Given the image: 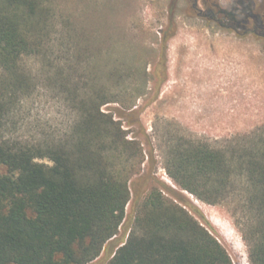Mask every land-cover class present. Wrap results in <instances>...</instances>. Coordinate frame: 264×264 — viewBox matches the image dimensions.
<instances>
[{
  "label": "trees",
  "instance_id": "trees-1",
  "mask_svg": "<svg viewBox=\"0 0 264 264\" xmlns=\"http://www.w3.org/2000/svg\"><path fill=\"white\" fill-rule=\"evenodd\" d=\"M35 16L29 0H0V264H90L118 235L129 204L132 227L108 264H233L182 192L226 207L249 264H264V125L217 147L168 138L164 169L181 192L154 188L142 198L132 179L145 157L123 125L137 122L139 111L123 102L127 89L112 77L115 85L103 87L98 73L77 76L51 61L42 75L33 74L24 63L42 45L30 38L40 24ZM263 16L252 18L257 29ZM173 35L164 32L163 41ZM42 85L77 119L62 135L27 140L16 118ZM108 104L122 107L103 111ZM143 176L142 186L149 179Z\"/></svg>",
  "mask_w": 264,
  "mask_h": 264
},
{
  "label": "rangeland",
  "instance_id": "rangeland-1",
  "mask_svg": "<svg viewBox=\"0 0 264 264\" xmlns=\"http://www.w3.org/2000/svg\"><path fill=\"white\" fill-rule=\"evenodd\" d=\"M29 2L36 10L35 23H40L30 38L42 45L24 63L28 70L42 75L51 61L81 77L96 72L103 87L115 85L112 77L127 89L123 102L139 111L137 122L123 125L127 139L135 138L145 157L142 172L132 179L142 198L154 188L181 192L164 169L168 138L183 136L217 147L264 125V29L255 33L252 19L264 14V0ZM223 11L236 22L230 25ZM164 32L174 35L164 42ZM42 87L16 118L18 135L27 140L52 131L62 135L77 119L64 100ZM121 107L108 104L102 110ZM145 174L149 179L142 186L145 181L139 178ZM182 193L199 212L192 215L208 222L232 263L249 264L248 248L227 208ZM132 221L129 204L118 235L90 264L109 263Z\"/></svg>",
  "mask_w": 264,
  "mask_h": 264
},
{
  "label": "flooded vegetation",
  "instance_id": "flooded-vegetation-1",
  "mask_svg": "<svg viewBox=\"0 0 264 264\" xmlns=\"http://www.w3.org/2000/svg\"><path fill=\"white\" fill-rule=\"evenodd\" d=\"M253 19H254V17H253ZM263 19H264V16L263 17H259V20H260V23H261L260 27H262L264 29V20ZM250 25H251V23L248 25L249 29H250ZM253 25H254V32L256 33L257 28L255 27L254 22H253ZM247 32H249V31H247ZM262 36L264 37V35H262Z\"/></svg>",
  "mask_w": 264,
  "mask_h": 264
}]
</instances>
